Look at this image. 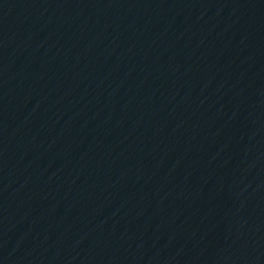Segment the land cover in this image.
<instances>
[{
	"label": "water",
	"instance_id": "obj_1",
	"mask_svg": "<svg viewBox=\"0 0 264 264\" xmlns=\"http://www.w3.org/2000/svg\"><path fill=\"white\" fill-rule=\"evenodd\" d=\"M0 128L264 264V0H0Z\"/></svg>",
	"mask_w": 264,
	"mask_h": 264
}]
</instances>
